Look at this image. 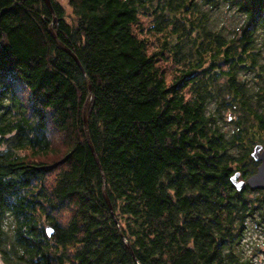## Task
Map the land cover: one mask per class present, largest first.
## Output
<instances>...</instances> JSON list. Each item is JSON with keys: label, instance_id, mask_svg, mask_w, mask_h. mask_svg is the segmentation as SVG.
Here are the masks:
<instances>
[{"label": "trees", "instance_id": "16d2710c", "mask_svg": "<svg viewBox=\"0 0 264 264\" xmlns=\"http://www.w3.org/2000/svg\"><path fill=\"white\" fill-rule=\"evenodd\" d=\"M51 2L0 0L3 262L253 264L264 0Z\"/></svg>", "mask_w": 264, "mask_h": 264}, {"label": "rangeland", "instance_id": "374dc122", "mask_svg": "<svg viewBox=\"0 0 264 264\" xmlns=\"http://www.w3.org/2000/svg\"><path fill=\"white\" fill-rule=\"evenodd\" d=\"M58 1L61 2L63 6H65L66 12L68 15L73 14L72 8L68 6V0H58ZM237 20L240 21V16L238 17L236 14H234L233 10H227L224 13V15L223 16L221 15L219 18L220 23L222 22V25H225L229 28H234ZM259 190L264 191V189H259ZM258 194L259 192H252V193H249V196L254 197ZM249 223L251 226V231L248 232V234L246 235L244 239V242L246 243L245 247L247 249L246 255L251 256L255 247L258 246L260 249V252L258 253V255L251 257L253 260L252 262H254L253 264H264V231H263L264 227L256 226V222L252 221V218L251 220H249ZM45 225L47 227L52 226V225L50 226L49 224H45ZM4 227L7 231L8 238H6V240H4V242L0 246V264H5L2 260L1 254L3 253L1 251V248L3 250L5 249L4 250L5 253H13L14 251L13 249L14 239H13L12 231H11L12 230L11 229V219L9 218L7 219Z\"/></svg>", "mask_w": 264, "mask_h": 264}, {"label": "water", "instance_id": "95a60500", "mask_svg": "<svg viewBox=\"0 0 264 264\" xmlns=\"http://www.w3.org/2000/svg\"><path fill=\"white\" fill-rule=\"evenodd\" d=\"M47 4L49 5V7L53 10V6H52V2L51 0H46ZM51 33L53 35V37L56 39V41L78 62L80 63V60L78 59L77 55L67 46L65 45L56 35V33L54 32L53 29V24H51ZM88 84H89V97L88 100L86 102L85 108H84V119H85V128H86V136H87V140L88 143L92 149V151H94V146L93 143L91 141V137L89 134V130H88V125H87V115H88V110H89V105H90V101H91V97H92V88H91V83L90 80L88 79ZM251 156L254 160H256L257 162H259L256 171L251 174L250 176H248L246 179H241V173L240 171H236L234 174L231 175L230 179L232 181V183L234 184V186L238 189L241 190L243 187L245 186H249L252 190H259V189H264V146L262 144H257L253 147V150L251 152ZM106 198L108 200V202L110 203L109 198L106 195ZM111 206V203H110ZM112 208V206H111ZM51 230V231H49ZM47 232L49 235L52 234L53 229L51 227L47 228ZM131 249V248H130Z\"/></svg>", "mask_w": 264, "mask_h": 264}, {"label": "snow or ice", "instance_id": "6c2138e0", "mask_svg": "<svg viewBox=\"0 0 264 264\" xmlns=\"http://www.w3.org/2000/svg\"><path fill=\"white\" fill-rule=\"evenodd\" d=\"M49 231H51V230H49Z\"/></svg>", "mask_w": 264, "mask_h": 264}]
</instances>
